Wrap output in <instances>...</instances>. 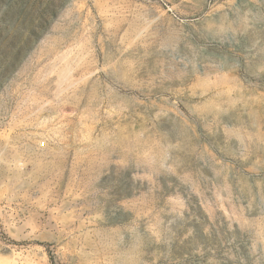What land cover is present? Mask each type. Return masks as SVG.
Listing matches in <instances>:
<instances>
[{
  "label": "rangeland",
  "instance_id": "obj_1",
  "mask_svg": "<svg viewBox=\"0 0 264 264\" xmlns=\"http://www.w3.org/2000/svg\"><path fill=\"white\" fill-rule=\"evenodd\" d=\"M0 264H264V0H0Z\"/></svg>",
  "mask_w": 264,
  "mask_h": 264
},
{
  "label": "built area",
  "instance_id": "obj_2",
  "mask_svg": "<svg viewBox=\"0 0 264 264\" xmlns=\"http://www.w3.org/2000/svg\"><path fill=\"white\" fill-rule=\"evenodd\" d=\"M3 208H4V206H2V207L0 206V210H3Z\"/></svg>",
  "mask_w": 264,
  "mask_h": 264
}]
</instances>
